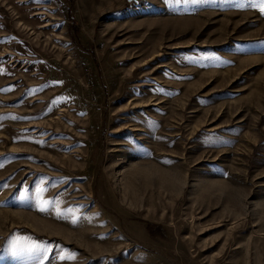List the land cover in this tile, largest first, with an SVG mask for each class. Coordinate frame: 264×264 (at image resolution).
<instances>
[{"label": "rangeland", "instance_id": "obj_1", "mask_svg": "<svg viewBox=\"0 0 264 264\" xmlns=\"http://www.w3.org/2000/svg\"><path fill=\"white\" fill-rule=\"evenodd\" d=\"M260 7L0 0V264H264Z\"/></svg>", "mask_w": 264, "mask_h": 264}, {"label": "snow or ice", "instance_id": "obj_2", "mask_svg": "<svg viewBox=\"0 0 264 264\" xmlns=\"http://www.w3.org/2000/svg\"><path fill=\"white\" fill-rule=\"evenodd\" d=\"M260 5H261V7H260V10L262 11V12H264V0H260ZM215 57H213V59H214ZM38 246H36V245H32V246H30V250L31 249H35V248H37ZM70 257H62V259H69Z\"/></svg>", "mask_w": 264, "mask_h": 264}, {"label": "trees", "instance_id": "obj_3", "mask_svg": "<svg viewBox=\"0 0 264 264\" xmlns=\"http://www.w3.org/2000/svg\"><path fill=\"white\" fill-rule=\"evenodd\" d=\"M152 227H153V224H152V223H148V229H149L152 233H154L155 231H154V229H152Z\"/></svg>", "mask_w": 264, "mask_h": 264}]
</instances>
